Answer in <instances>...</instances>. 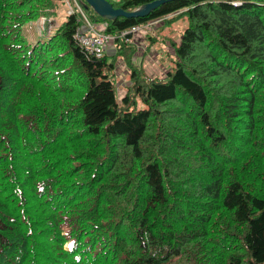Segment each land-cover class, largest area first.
Returning a JSON list of instances; mask_svg holds the SVG:
<instances>
[{"label":"trees","instance_id":"16d2710c","mask_svg":"<svg viewBox=\"0 0 264 264\" xmlns=\"http://www.w3.org/2000/svg\"><path fill=\"white\" fill-rule=\"evenodd\" d=\"M62 1L0 0V264H264V0L93 13L109 62L75 14L33 37ZM177 17L150 77L130 29Z\"/></svg>","mask_w":264,"mask_h":264},{"label":"rangeland","instance_id":"374dc122","mask_svg":"<svg viewBox=\"0 0 264 264\" xmlns=\"http://www.w3.org/2000/svg\"><path fill=\"white\" fill-rule=\"evenodd\" d=\"M111 2H115L116 0H110ZM70 0H63L62 6L60 5V11H58L57 18L54 19L53 17L48 16H41L38 18L37 21L34 22L36 24L34 26V30L32 31L33 37H35L39 33H44V30H41L43 24H49V22H55L56 24L60 23L61 21L65 20V15L68 13L70 7H69ZM84 14L86 17H89L92 21V24L98 29V25H101L102 22H100L99 18H93V12L90 8H84ZM77 15V13L75 14ZM93 16V17H92ZM187 26V20L185 17H177L172 19H166L163 20H154L151 21L149 24L139 27V30L135 32L134 37L138 41L130 40L132 44H135L137 46V50L140 51H146L148 53L147 57L145 58V73L150 77L157 76H163L164 73L170 69V67L173 65L172 60L175 59V56L171 54L172 48L169 45L170 40L175 41L177 40L180 35L182 34L183 30ZM158 28V30H157ZM49 29V28H47ZM152 34H157L158 36H155L156 40L151 43V40L148 38V36H153ZM133 36V35H132ZM147 36V37H146ZM164 38L165 42L163 43L160 39ZM111 42V41H110ZM108 42V44L110 43ZM106 54V52H104ZM103 53V54H104ZM171 54V55H169ZM108 62L110 59L112 60L111 55L106 54ZM120 58H117L115 63L118 65L116 66V79L119 80L118 74H122L124 77L128 76V72L125 70L126 68L122 64V61H120ZM117 86V84H115ZM121 93V92H120ZM138 105H141L140 103Z\"/></svg>","mask_w":264,"mask_h":264},{"label":"built area","instance_id":"2783aa9c","mask_svg":"<svg viewBox=\"0 0 264 264\" xmlns=\"http://www.w3.org/2000/svg\"><path fill=\"white\" fill-rule=\"evenodd\" d=\"M68 15L76 14L78 16L79 25L76 29L74 39L77 43L83 47L86 51L94 56L100 57L103 54V49L108 42L113 40V37L104 33L100 29H97L88 17L84 14V8L80 4L79 0H70ZM102 28L106 26L105 22L100 25ZM136 26L130 29V32H136L139 30ZM121 35H123L121 33Z\"/></svg>","mask_w":264,"mask_h":264},{"label":"water","instance_id":"95a60500","mask_svg":"<svg viewBox=\"0 0 264 264\" xmlns=\"http://www.w3.org/2000/svg\"><path fill=\"white\" fill-rule=\"evenodd\" d=\"M164 1L165 0H153L148 3H143L132 10H124L122 8H114L107 0H79L83 8H90L97 16L110 21L118 17H144Z\"/></svg>","mask_w":264,"mask_h":264}]
</instances>
